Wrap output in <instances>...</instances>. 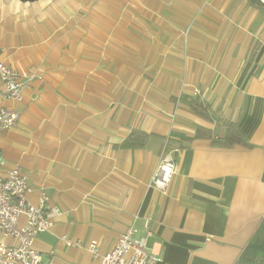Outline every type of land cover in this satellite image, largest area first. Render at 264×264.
I'll return each instance as SVG.
<instances>
[{
    "label": "crops",
    "instance_id": "0c3cea01",
    "mask_svg": "<svg viewBox=\"0 0 264 264\" xmlns=\"http://www.w3.org/2000/svg\"><path fill=\"white\" fill-rule=\"evenodd\" d=\"M0 57L40 75L0 99L19 111L0 155L56 211L43 264H99L85 245L106 253L132 224L158 264H264L261 0H0ZM230 125L244 142L223 146ZM133 132L144 144L123 146ZM165 141L179 152L162 193Z\"/></svg>",
    "mask_w": 264,
    "mask_h": 264
},
{
    "label": "built area",
    "instance_id": "2783aa9c",
    "mask_svg": "<svg viewBox=\"0 0 264 264\" xmlns=\"http://www.w3.org/2000/svg\"><path fill=\"white\" fill-rule=\"evenodd\" d=\"M261 2L264 3V0ZM37 78H40L37 70L19 72L0 57V99L21 102L24 90ZM18 118L17 109L0 108V130L14 125ZM178 152L179 148H168V141H165L149 183L150 187L162 193L167 192L178 169ZM33 191L21 166L15 164L5 169L0 155V264H43L41 253L34 247V241L38 234L52 226L51 217L56 211H48L45 187L38 188L36 204L28 198ZM136 232L133 224L130 225L106 253L100 251L97 240L89 241L85 247L99 264H158L160 258L147 250V241L151 235L148 225L142 236H136ZM59 241L67 246L81 245L80 241L70 240L66 236L59 237Z\"/></svg>",
    "mask_w": 264,
    "mask_h": 264
},
{
    "label": "trees",
    "instance_id": "16d2710c",
    "mask_svg": "<svg viewBox=\"0 0 264 264\" xmlns=\"http://www.w3.org/2000/svg\"><path fill=\"white\" fill-rule=\"evenodd\" d=\"M21 1L32 2L36 0H21ZM145 139H146V134L141 132H133L125 139V141L123 142V146L129 148L142 146L145 142ZM223 142H224L223 146H227V145H233L234 143H242L244 141L242 140V137L238 132V130L230 125L223 138Z\"/></svg>",
    "mask_w": 264,
    "mask_h": 264
}]
</instances>
